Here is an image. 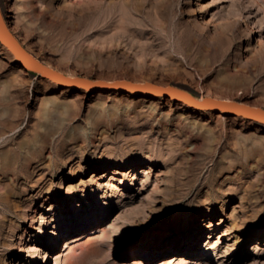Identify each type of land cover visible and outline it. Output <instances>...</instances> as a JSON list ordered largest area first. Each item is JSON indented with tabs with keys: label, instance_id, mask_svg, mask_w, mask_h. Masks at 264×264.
I'll return each mask as SVG.
<instances>
[{
	"label": "rangeland",
	"instance_id": "obj_1",
	"mask_svg": "<svg viewBox=\"0 0 264 264\" xmlns=\"http://www.w3.org/2000/svg\"><path fill=\"white\" fill-rule=\"evenodd\" d=\"M0 4L66 75L264 108V0ZM13 56L0 43V264H264V124Z\"/></svg>",
	"mask_w": 264,
	"mask_h": 264
},
{
	"label": "water",
	"instance_id": "obj_2",
	"mask_svg": "<svg viewBox=\"0 0 264 264\" xmlns=\"http://www.w3.org/2000/svg\"><path fill=\"white\" fill-rule=\"evenodd\" d=\"M0 43L16 58L18 65L26 71L53 81L63 88H75L92 93L126 92L170 98L184 103L197 110L217 111L231 117H242L264 124V108L245 103L216 99L212 97L198 98L191 92L176 86H163L153 82H133L130 80H96L86 77L66 75L37 59L30 53L12 31L0 4Z\"/></svg>",
	"mask_w": 264,
	"mask_h": 264
},
{
	"label": "bare ground",
	"instance_id": "obj_3",
	"mask_svg": "<svg viewBox=\"0 0 264 264\" xmlns=\"http://www.w3.org/2000/svg\"><path fill=\"white\" fill-rule=\"evenodd\" d=\"M13 58H14V60H16V58H15V56H13ZM77 239H75V241H76ZM167 264V263H166Z\"/></svg>",
	"mask_w": 264,
	"mask_h": 264
}]
</instances>
